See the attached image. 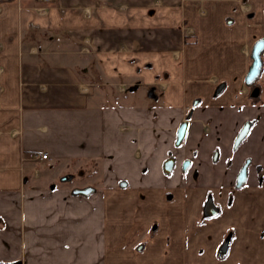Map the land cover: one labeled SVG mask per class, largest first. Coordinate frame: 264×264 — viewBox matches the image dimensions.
Wrapping results in <instances>:
<instances>
[{"label": "crops", "instance_id": "1", "mask_svg": "<svg viewBox=\"0 0 264 264\" xmlns=\"http://www.w3.org/2000/svg\"><path fill=\"white\" fill-rule=\"evenodd\" d=\"M260 40L264 0H0V264H264Z\"/></svg>", "mask_w": 264, "mask_h": 264}, {"label": "water", "instance_id": "2", "mask_svg": "<svg viewBox=\"0 0 264 264\" xmlns=\"http://www.w3.org/2000/svg\"><path fill=\"white\" fill-rule=\"evenodd\" d=\"M263 52H264V40H260L253 47V53H252L253 63L251 65V68H250L248 75H247V78H246V83L249 86H251L253 83H255V81L257 79H259V77L261 76L262 68H263V60H262ZM253 95H254V97L258 96L259 95V89H256L254 91ZM186 129H187V125H186V123H184L181 126V128L179 129V133H178L179 142L182 141V139L184 138ZM247 134H248V129H244L240 133V135L236 141V145H238L243 140V138L246 137ZM173 164H174L173 159L169 160L166 163V165H165V172L166 173H169L172 170V168L174 166ZM185 169H186V167H185ZM71 178H72V176L63 177L62 181H68ZM246 180H247V170L243 169L242 173L238 177L237 187L241 188L245 184ZM91 192H92L91 189L86 188V189H78V190L74 191V194H76V195H79V194L89 195ZM221 250L224 254H226L228 251V245L225 248V250H223V249H221Z\"/></svg>", "mask_w": 264, "mask_h": 264}, {"label": "flooded vegetation", "instance_id": "3", "mask_svg": "<svg viewBox=\"0 0 264 264\" xmlns=\"http://www.w3.org/2000/svg\"><path fill=\"white\" fill-rule=\"evenodd\" d=\"M262 74V73H261ZM248 75V74H247ZM261 77V76H260ZM260 77H259V79H260ZM247 78V77H246ZM259 79H257L256 81H255V83H253L251 86H249V85H247V86H249V88H250V94H251V97L252 98H254V99H257V98H259V96H260V93H261V89H260V86L258 85V81H259ZM247 84V83H246ZM256 89H259V95L258 96H256V97H254V95H253V93H254V91L256 90ZM184 123H186V125L188 124L187 122H183L182 124H181V126L184 124ZM181 126H180V128H181ZM247 126V127H246ZM179 128V129H180ZM244 129H248V132H249V129H250V124L249 123H247L246 125H245V127L242 129V131L244 130ZM187 130V129H186ZM241 131V132H242ZM240 132V133H241ZM178 133H179V131H178ZM186 133V132H185ZM240 133H239V135H240ZM239 135H238V137H239ZM185 136V135H184ZM247 136V135H246ZM238 137H237V139H238ZM183 140V139H182ZM237 141V140H236ZM181 143V141L179 142V139L177 140V144H180ZM239 145V144H238ZM237 146V145H236ZM174 160V158H170V159H168V161L169 160ZM167 161V162H168ZM166 162V163H167ZM166 163H165V165H166ZM174 163H175V161H174ZM174 165V164H173ZM189 166H190V162L189 161H187L185 164H184V170L186 171L188 168H189ZM248 166H249V162H247L246 163V165L243 167V169H246L247 170V174H248ZM185 167H186V169H185ZM173 169V168H172ZM242 169V170H243ZM164 170H165V168H164ZM242 170L240 171V173H239V175L242 173ZM172 171V170H171ZM170 171V172H171ZM169 172V173H170ZM67 177V176H66ZM69 177V176H68ZM239 177V176H238ZM72 179V178H71ZM237 183H238V179H237ZM89 189H91V188H89ZM76 190H78V189H76ZM75 190V191H76ZM91 190H93V189H91Z\"/></svg>", "mask_w": 264, "mask_h": 264}, {"label": "built area", "instance_id": "4", "mask_svg": "<svg viewBox=\"0 0 264 264\" xmlns=\"http://www.w3.org/2000/svg\"><path fill=\"white\" fill-rule=\"evenodd\" d=\"M37 159H41V160H47L49 158L48 153H40L38 155L35 156Z\"/></svg>", "mask_w": 264, "mask_h": 264}, {"label": "trees", "instance_id": "5", "mask_svg": "<svg viewBox=\"0 0 264 264\" xmlns=\"http://www.w3.org/2000/svg\"><path fill=\"white\" fill-rule=\"evenodd\" d=\"M226 247H227V244H225V245L222 247V249L225 250ZM221 251H222V250H221Z\"/></svg>", "mask_w": 264, "mask_h": 264}, {"label": "rangeland", "instance_id": "6", "mask_svg": "<svg viewBox=\"0 0 264 264\" xmlns=\"http://www.w3.org/2000/svg\"><path fill=\"white\" fill-rule=\"evenodd\" d=\"M37 159V158H36Z\"/></svg>", "mask_w": 264, "mask_h": 264}]
</instances>
